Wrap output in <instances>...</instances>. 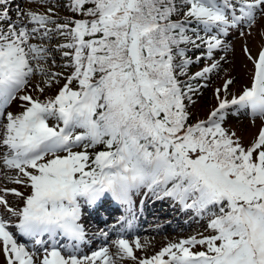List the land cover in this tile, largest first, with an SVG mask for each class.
I'll use <instances>...</instances> for the list:
<instances>
[{"label": "snow or ice", "instance_id": "snow-or-ice-1", "mask_svg": "<svg viewBox=\"0 0 264 264\" xmlns=\"http://www.w3.org/2000/svg\"><path fill=\"white\" fill-rule=\"evenodd\" d=\"M26 2L43 11L18 8L13 18V0H0V168L24 189L0 188L6 264L41 254L40 264H264V47L255 57L244 47L245 87L233 93L226 79L205 118L191 112L201 81L228 62L215 53L230 51L233 32L251 36L264 0ZM202 60L211 63L190 75ZM15 102L22 110L8 111ZM240 114L259 121L247 144L225 127ZM136 196L205 221L208 235L149 255L122 230L81 255L82 209L109 199L124 208L100 230L107 241L125 220L131 229Z\"/></svg>", "mask_w": 264, "mask_h": 264}, {"label": "rangeland", "instance_id": "rangeland-1", "mask_svg": "<svg viewBox=\"0 0 264 264\" xmlns=\"http://www.w3.org/2000/svg\"><path fill=\"white\" fill-rule=\"evenodd\" d=\"M25 3L28 7L39 8L38 3L30 4L26 2V0H25ZM18 7L22 8V6H17V8ZM11 13H12V10H11ZM11 15L13 16L14 14L12 13ZM258 22H260V19L258 20ZM262 23H264V18L262 19ZM250 31L252 33L251 36L246 35L244 37H240L238 36L236 32H233L230 35L231 48H230V51L226 53L228 62L223 65V68H224L223 71L222 69H220L224 73V75L219 76L220 73L217 72V73H214V75L209 76L207 80V84H206L207 86L204 88L202 92V97L200 101L197 103L199 107H206V105H209V104L213 105L215 103L214 96H213L214 86H217L221 82H224L226 79H229L227 77L234 79V83L233 85H231V88H235L236 85H242V84L247 85L248 84L249 79H250L252 64L247 59V56L244 53V47L247 46L250 49L251 54L255 57L260 49L259 48L260 45L264 46V33L260 32V28L257 26H254L253 29H251ZM51 70L58 71L56 68H52ZM54 92H55V89L49 91L48 95H53ZM17 104L18 102H15L8 109V111L12 109H16L18 107ZM248 123L249 122H247V120H243L241 123V127L242 125L243 126L245 125L244 127L247 130L244 133V134H247V136L246 137L245 135L243 136V138H246L245 140L247 143L254 135V132H256V128L258 126L257 124L256 126H250V125H247ZM8 174L11 175L12 173H8ZM4 176H5V170L3 168H0V188H5V187L15 188L16 185L8 183L4 179ZM21 189L24 190L23 188ZM8 201L12 203L13 206H15L16 198L11 197ZM149 203L150 201L146 202V205H148ZM161 204L164 205L165 203L161 201ZM162 210H164L165 215L163 216H165L166 218H163V217L159 218V216L158 217L154 216L152 218V222L150 221L149 223L144 224V225H148V231L150 230V233L148 234L143 233V234H139L138 236H135V237H139L140 242L142 244L147 245L145 251L149 255L154 254L155 252L159 251L163 246H165L169 242H172L179 238H187L188 236L195 235L197 232L204 231L205 224H206L205 221H200L199 223H197L195 221H189V218H187L186 221H189V226L185 228L184 231L181 230V232H177L173 228L175 226L174 224L175 220H177L179 216L175 215L174 218H170L169 215L171 214L169 213V211L165 209H162ZM167 223H169V225ZM161 229H163L162 232L160 231ZM172 231H175V234H171ZM135 237L129 236L128 238L131 240L132 238H135ZM113 239L114 238H112V240ZM110 251L114 252L115 249L112 248L110 249ZM136 254L143 255L144 253L137 252ZM122 264H131V261L125 260L122 262Z\"/></svg>", "mask_w": 264, "mask_h": 264}, {"label": "trees", "instance_id": "trees-1", "mask_svg": "<svg viewBox=\"0 0 264 264\" xmlns=\"http://www.w3.org/2000/svg\"><path fill=\"white\" fill-rule=\"evenodd\" d=\"M65 14H67V13H65ZM97 150H100V149H97Z\"/></svg>", "mask_w": 264, "mask_h": 264}]
</instances>
